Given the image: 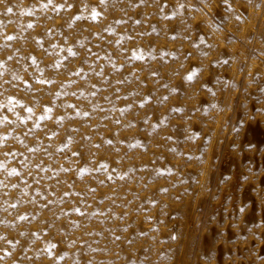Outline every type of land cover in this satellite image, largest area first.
Listing matches in <instances>:
<instances>
[{"label":"rangeland","instance_id":"obj_1","mask_svg":"<svg viewBox=\"0 0 264 264\" xmlns=\"http://www.w3.org/2000/svg\"><path fill=\"white\" fill-rule=\"evenodd\" d=\"M0 264H264V0H0Z\"/></svg>","mask_w":264,"mask_h":264},{"label":"snow or ice","instance_id":"obj_2","mask_svg":"<svg viewBox=\"0 0 264 264\" xmlns=\"http://www.w3.org/2000/svg\"><path fill=\"white\" fill-rule=\"evenodd\" d=\"M8 11H11V9H8ZM9 39H11V37H9ZM191 77H189V79H190Z\"/></svg>","mask_w":264,"mask_h":264}]
</instances>
